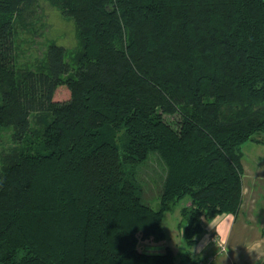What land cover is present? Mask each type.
I'll return each mask as SVG.
<instances>
[{
	"label": "trees",
	"instance_id": "16d2710c",
	"mask_svg": "<svg viewBox=\"0 0 264 264\" xmlns=\"http://www.w3.org/2000/svg\"><path fill=\"white\" fill-rule=\"evenodd\" d=\"M46 1L75 24L72 63L51 43L20 66L14 24L38 0H0V132L15 143L0 157V264H176L138 242L163 241L185 197L188 247L236 215L242 146L264 145V0ZM151 161L157 208L142 199Z\"/></svg>",
	"mask_w": 264,
	"mask_h": 264
},
{
	"label": "rangeland",
	"instance_id": "374dc122",
	"mask_svg": "<svg viewBox=\"0 0 264 264\" xmlns=\"http://www.w3.org/2000/svg\"><path fill=\"white\" fill-rule=\"evenodd\" d=\"M27 24V27H23L19 23L14 24L17 57L20 66H35L42 60L46 47L51 43L64 47L67 51L66 60L72 63L75 53L80 48L76 27L72 19L64 17L56 6L48 3L46 0H38L37 5L33 7L31 16L27 20ZM67 93L64 88H60L56 97L66 99L68 97ZM31 118L32 127L34 129L40 128L39 123L42 116L32 115ZM164 119L166 122L174 124L178 120V117L164 116ZM0 137L1 157L4 152L14 147L15 143L10 138L9 131L4 130L0 132ZM242 152L243 186L249 188L250 193L252 192L256 196L255 199L258 204H263L264 145L246 142L242 146ZM158 171L159 169L154 161L149 162L147 166L140 169V176L143 182L146 181L148 183H142V199L152 208L158 207L159 195L153 184L154 182L157 185L160 184L159 178L161 175ZM188 203L189 198L185 197L172 210L164 213L161 223L165 235L163 241L140 240L137 244L138 249L146 253H163L166 248H170L175 254L176 264H184L192 259V256L195 254L193 252V246L188 247L186 245L182 236V230L179 228L182 220L180 211ZM206 222L208 221L204 222V228L207 231L208 225ZM205 235L206 232L204 230L198 239H201ZM223 246L225 247V245ZM224 258L225 254L223 253L215 258L212 264H218Z\"/></svg>",
	"mask_w": 264,
	"mask_h": 264
},
{
	"label": "crops",
	"instance_id": "0c3cea01",
	"mask_svg": "<svg viewBox=\"0 0 264 264\" xmlns=\"http://www.w3.org/2000/svg\"><path fill=\"white\" fill-rule=\"evenodd\" d=\"M255 197L249 188L243 186V200L239 212L236 215L218 216L222 222L219 240L227 237L225 247H216L211 243L217 235L214 229H204L206 235L198 239L194 246L199 248L206 236L210 243L203 251L194 252L192 259L184 264H201L208 258H212V264L214 259L223 253L225 258L218 264H264V252L250 256L244 247L251 241L264 239V203L258 204Z\"/></svg>",
	"mask_w": 264,
	"mask_h": 264
},
{
	"label": "clouds",
	"instance_id": "9594fccd",
	"mask_svg": "<svg viewBox=\"0 0 264 264\" xmlns=\"http://www.w3.org/2000/svg\"><path fill=\"white\" fill-rule=\"evenodd\" d=\"M206 223L208 225L209 230L214 229L215 232L217 233L215 239L213 241H211V243H214L216 245V247L222 246V245H226V243H227V237H225L223 240H219L220 231H221V223L222 222L219 221L218 216L216 215L214 218L209 219L208 222H206ZM230 227L231 226H229V231H230ZM209 243H210V241L208 240V238L206 236L204 238V240L201 241V244H200L199 248H197L196 246H193V252L203 251L204 248H206ZM244 247L246 249V252L250 256L252 254L258 255L261 252H264V239H258V240L251 241L249 244H247Z\"/></svg>",
	"mask_w": 264,
	"mask_h": 264
},
{
	"label": "built area",
	"instance_id": "2783aa9c",
	"mask_svg": "<svg viewBox=\"0 0 264 264\" xmlns=\"http://www.w3.org/2000/svg\"><path fill=\"white\" fill-rule=\"evenodd\" d=\"M221 250H223V249H221ZM211 261H212V258H208L203 264H210Z\"/></svg>",
	"mask_w": 264,
	"mask_h": 264
}]
</instances>
